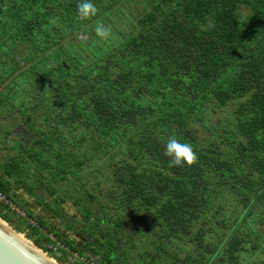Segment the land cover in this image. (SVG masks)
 Wrapping results in <instances>:
<instances>
[{"label": "trees", "instance_id": "1", "mask_svg": "<svg viewBox=\"0 0 264 264\" xmlns=\"http://www.w3.org/2000/svg\"><path fill=\"white\" fill-rule=\"evenodd\" d=\"M79 2L0 0V129L16 139L0 147V189L58 216L68 201L66 224L123 249L117 264H264V0H92L87 18ZM173 136L191 163L169 164ZM49 177L45 200L35 189ZM13 217L0 204L24 233Z\"/></svg>", "mask_w": 264, "mask_h": 264}, {"label": "rangeland", "instance_id": "2", "mask_svg": "<svg viewBox=\"0 0 264 264\" xmlns=\"http://www.w3.org/2000/svg\"><path fill=\"white\" fill-rule=\"evenodd\" d=\"M145 1V0H144ZM138 6H140V4L138 3L137 4ZM84 36H85V34H84ZM84 36L82 37H80V38H84ZM76 42V41H75ZM78 43V45L80 46V47H82V44L80 43V42H77ZM4 123H8V121L7 120H5L4 122H2V123H0V124H4ZM0 134L1 135H3V137H0V147H1V149L3 150V148L5 149L6 148V145L7 144H10L11 142H15L16 141V139L14 138V136L13 137H9V141L8 140H6L5 138H4V136H5V134H7V130L6 129H4L3 128V130H1L0 129ZM10 153H12V151L10 152ZM27 166L25 167V170H27ZM22 170V169H21ZM35 170H36V168H35ZM34 172V171H33ZM31 174H33L32 176H31V178H30V181H32V182H34V180L36 179V177H35V175H37L38 176V174H40V172H38L37 170L34 172V173H31ZM35 174V175H34ZM39 180H41L42 182H45L46 180L44 179V178H42V179H39ZM38 182V181H37ZM47 182V184L45 185V186H40V188L41 189H39V188H36L35 189V193H37V195L39 196V197H41V198H45V200L46 199H48V200H50V196H49V194L51 193V191H49V190H53V183H54V181H52V179L49 177V179H48V181H46ZM36 184V183H35ZM39 185V182H38V184H37V186ZM48 185H50V186H48ZM65 187V186H64ZM79 188H78V183H73V181H71V183L69 182V185L68 186H66V189L65 190H67V193H68V196H73L75 193H76V191L78 190ZM19 190V191H18ZM18 190H12V195L11 196H13L14 198H15V201L19 204V205H27L28 203H31V202H34L35 201V199L34 198H32L31 197V195H28L26 192H25V190H23V189H18ZM46 190H48V192L46 191ZM33 195V194H32ZM74 199H78L77 197H74ZM80 203L79 204H82L83 206H84V203H85V198H82V199H80V200H78ZM65 207V210H66V212H68V213H70V214H72V213H74V212H76L75 211V209H73V208H71V206L69 205V203H68V201H67V203H62L61 202V207ZM43 209V208H42ZM77 214H78V212H77ZM11 215V214H10ZM44 215V216H43ZM37 216H40V217H42V218H46L45 219V225H46V228H50V227H52V225L51 224H53V222H56V218L54 217L53 219L51 218V217H53L50 213H48L47 211H46V213L45 214H43V213H41L40 212V214L38 213V215ZM78 216V215H77ZM12 217H13V215H12ZM36 217V216H35ZM14 218V217H13ZM39 218V217H38ZM15 219V218H14ZM40 219V218H39ZM80 220H81V218H80ZM4 222V221H3ZM6 222V221H5ZM5 222H4V224H5ZM7 223V222H6ZM17 223H18V225H20L22 228H24V230H25V232L24 233H22V232H20V235L19 236H21V237H23V238H25L26 240H28L29 242L30 241H33L32 239H30L29 237H32L31 236V234H33L34 232H32V230H30V228H28L26 225H25V223H24V221H22V220H17ZM83 223H85V221H83ZM6 226H8V227H10L11 229H13L15 232H17L15 229H14V227H12L10 224H8L7 223V225ZM32 232V233H31ZM17 233H19V232H17ZM29 236V237H28ZM44 235L43 234H41V236H39V238H40V240L41 241H43V239H44ZM95 237L97 238V240H98V235L97 234H95ZM99 241V240H98ZM102 243L103 242H96V244H97V249L98 250H100L101 252H102V249H101V245H102ZM33 244H34V242H33ZM35 245V244H34ZM36 246V245H35ZM105 246V245H104ZM37 247V246H36ZM38 248V247H37ZM39 249V248H38ZM103 249H105L104 247H103ZM41 251H43L42 249H40ZM39 250V251H40ZM108 250V252H109V254L110 255H112V257H114L113 259V264H117L118 262L120 263V262H122V259H124L125 258V256H124V252L125 251H122L121 249H119L118 251H116L118 254H117V256H115V246L113 247V248H111V249H107ZM107 250H105L104 251V254L106 255L108 252H107ZM121 250V251H120ZM124 250H125V248H124ZM40 251V253L43 255V256H45L46 254V256H49L52 260H54V263L55 264H63V263H60L57 259H55L54 257H52L49 253H46V252H44V253H46V254H43L42 252ZM61 253V251L60 252H58L57 254H60ZM243 254V257L245 258V259H247L248 257H251V259L254 261V262H257L259 259H261V256L260 255H256V254H254V253H249L248 251H246V252H244V253H242ZM106 257V256H105ZM116 257V258H115ZM50 259V260H51ZM117 260H119V261H117ZM161 260H163V259H161ZM63 261H65V260H63ZM53 262V261H52ZM65 264H66V262H65ZM154 264H163V262L162 261H159V260H157ZM241 264H244V262L242 261L241 262Z\"/></svg>", "mask_w": 264, "mask_h": 264}, {"label": "built area", "instance_id": "3", "mask_svg": "<svg viewBox=\"0 0 264 264\" xmlns=\"http://www.w3.org/2000/svg\"><path fill=\"white\" fill-rule=\"evenodd\" d=\"M0 204L4 207L5 212L10 213L17 218L24 220L25 224L29 228L38 229L43 235L47 237L49 240L48 248L52 250L54 253H58L60 251L69 252L74 261H77L81 264H98L94 262V260H90L89 258L78 254L77 252H72L70 249L58 241L56 236L49 232L45 227L39 224V221L34 215H30V213L21 205H19L14 197L6 194L4 191L0 189Z\"/></svg>", "mask_w": 264, "mask_h": 264}, {"label": "clouds", "instance_id": "4", "mask_svg": "<svg viewBox=\"0 0 264 264\" xmlns=\"http://www.w3.org/2000/svg\"><path fill=\"white\" fill-rule=\"evenodd\" d=\"M96 11V6L92 0H80L78 4V12L82 18H87L90 15H94ZM94 31L100 37H107L109 34V29L103 24H97ZM165 154L171 157L169 161L170 165L191 163L195 159V152L191 144L181 142L174 136L167 139Z\"/></svg>", "mask_w": 264, "mask_h": 264}, {"label": "flooded vegetation", "instance_id": "5", "mask_svg": "<svg viewBox=\"0 0 264 264\" xmlns=\"http://www.w3.org/2000/svg\"><path fill=\"white\" fill-rule=\"evenodd\" d=\"M31 197L35 199V201H34L35 204L34 203H32V204L31 203H28L26 206L29 207V205H31L30 208H32V209L33 208L37 209V206H38L40 208V211L36 213L37 215H38V213L40 214V212L43 213V214H45L46 211L48 213H50L53 216V217H51L52 219L54 217L56 218V222H53V224H51L52 225V228L58 230L59 231V234L61 235V237L66 238L67 240L72 241V245L78 247L81 251H83V252H85L87 254L93 255V258L97 262H99L100 264H102L104 262L103 259H102V256L97 254V253H100L101 251L98 250L97 248H95L96 246L94 244L90 243L88 241V239L86 238V236L84 237L80 233L81 228L76 227L74 223H70L68 221V219H67V221L69 222V224H66V221L64 219L67 216H72V215L70 213H67L66 212L64 206L61 207L63 209V212L60 214V216L54 215V213H52L50 210L46 209L44 207V205H41V204L38 205L36 203V198L34 196H31ZM71 208H76V207H71ZM33 214H35V213H33ZM38 217L41 218V219H44V222H45V219L46 218H42L40 216H38ZM76 236H82V238H78ZM72 238H74V239H72ZM101 249H102V247H101ZM101 253L104 254V252H101Z\"/></svg>", "mask_w": 264, "mask_h": 264}, {"label": "water", "instance_id": "6", "mask_svg": "<svg viewBox=\"0 0 264 264\" xmlns=\"http://www.w3.org/2000/svg\"><path fill=\"white\" fill-rule=\"evenodd\" d=\"M24 208L28 210V208H26L25 206ZM76 237L82 238V236H76ZM30 242L36 249H38L33 244V241H30ZM41 252L44 253L43 251ZM0 264H41V263L37 261L32 255H30L23 247L19 246L10 237H8L3 231L0 230Z\"/></svg>", "mask_w": 264, "mask_h": 264}, {"label": "bare ground", "instance_id": "7", "mask_svg": "<svg viewBox=\"0 0 264 264\" xmlns=\"http://www.w3.org/2000/svg\"><path fill=\"white\" fill-rule=\"evenodd\" d=\"M7 224L0 219V230L3 231L8 237H10L14 242H16L19 246L23 247L30 255H32L37 261L41 264H55L54 260L43 256L38 249H36L31 242L26 240L25 238L19 236L17 232H15L10 227L6 226ZM44 254V253H43ZM51 259V260H50ZM53 261V262H52Z\"/></svg>", "mask_w": 264, "mask_h": 264}, {"label": "crops", "instance_id": "8", "mask_svg": "<svg viewBox=\"0 0 264 264\" xmlns=\"http://www.w3.org/2000/svg\"><path fill=\"white\" fill-rule=\"evenodd\" d=\"M32 203L35 204V202H31V204H32ZM36 203H37V201H36ZM37 204H38V203H37ZM38 205H39V204H38ZM30 206H31V205H29V207L25 205L26 208H28L29 210H31L30 212H32V215L36 216V215H37L36 213L40 211V208L37 206V209H35V208L32 209V208H30ZM73 209H75L76 212L72 213L71 215L77 216V215H78V214H77V208H73ZM33 213H35V214H33ZM67 213H68V212H67ZM36 218H38V216H36ZM79 219H80V218H79ZM45 228H46V227H45ZM50 228H51V227H50ZM46 229H47L49 232H51L48 228H46ZM54 230L56 231V229H54ZM58 241H59V240H58ZM61 243H62V242H61ZM90 243H91V242H90ZM63 244H64V243H63ZM64 245H65V244H64ZM102 252H104V249H103V248H102ZM97 254H98V255H102L103 253L100 252V253H97Z\"/></svg>", "mask_w": 264, "mask_h": 264}]
</instances>
